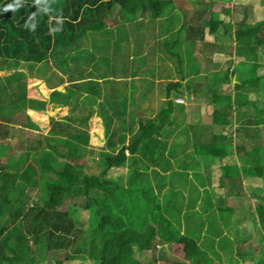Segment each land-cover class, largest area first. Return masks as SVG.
Listing matches in <instances>:
<instances>
[{
  "label": "trees",
  "instance_id": "1",
  "mask_svg": "<svg viewBox=\"0 0 264 264\" xmlns=\"http://www.w3.org/2000/svg\"><path fill=\"white\" fill-rule=\"evenodd\" d=\"M8 4L18 9L3 11ZM206 4L0 0V264H264L263 233L255 254L222 218L238 207L243 221L264 231V19L248 23L244 7L240 25L237 14L232 20L228 10L221 15ZM172 19L182 21L172 26ZM162 50L177 61V77L140 78L154 75ZM212 53L239 63L204 73L199 63L211 62ZM26 78L52 89L47 100L28 96ZM202 95L214 108L208 125L180 124L186 114L175 99L201 105ZM155 97L151 116L142 100ZM46 103L67 113L49 118L44 146L37 139L16 153L17 144L3 139L35 127L26 109L44 111ZM93 117L105 146L96 172L87 133ZM177 132L183 141L169 142ZM250 180L260 181L247 187L255 202L236 204ZM157 238L170 255L132 259L154 249Z\"/></svg>",
  "mask_w": 264,
  "mask_h": 264
},
{
  "label": "rangeland",
  "instance_id": "2",
  "mask_svg": "<svg viewBox=\"0 0 264 264\" xmlns=\"http://www.w3.org/2000/svg\"><path fill=\"white\" fill-rule=\"evenodd\" d=\"M207 0V4L205 6V8L207 7L210 11H216L219 12L221 15L223 14V11L228 10L231 13L232 16V20H234V15L237 14V17L239 18L238 20V24H240V22L243 20V12H245V10H243L244 7L249 8L250 10H248V18L246 17L245 21H247L248 23H254L255 21H259V20H263L264 19V3L262 2V0ZM251 4V5H250ZM182 8H185L183 11L186 15V17H189L192 14L191 9L187 8L188 4L187 2H183L181 4ZM197 8H202L204 6H201L200 4L196 5ZM242 11V12H240ZM174 13H176V17L179 16V18H181V13L178 12V9H174L173 11ZM178 18V17H177ZM146 20V19H145ZM147 21V20H146ZM178 21V22H177ZM182 21V19H181ZM181 21H179V19H172L171 21V25L175 26V24L177 23H181ZM244 22V20H243ZM147 24V22H146ZM242 25V24H240ZM153 26V25H152ZM151 28H154L152 27ZM166 27V23H160L157 27L154 28V31H158V30H163ZM219 31L221 32V29H219ZM149 42L145 43L146 44H152L153 40L148 39ZM221 41L224 42H228L229 40H227L226 37H222ZM131 42V40L128 42V44ZM131 47V44H129V48ZM231 47L233 48V43H231ZM229 50V52L232 51ZM264 48L262 46L261 50ZM151 51L146 50L144 48L143 54H149ZM232 53V52H231ZM205 54V53H204ZM201 52L197 53L196 56H198L199 58H201L202 55ZM166 53L163 52V50L160 53H157L156 57L154 58V63L156 64L157 70L155 71L154 75H144L141 76L140 78H145L146 80H152L153 82H158V78L157 76H155V74L157 73V75L162 76L164 73L168 74L170 77H177V75H175V73L173 72L174 68L177 65V61L174 58H168V60H165L166 58ZM206 55V54H205ZM131 56V55H129ZM212 60L211 62H207L204 63V61L200 62V67L202 69V71L204 73H209L210 71H214V70H223L226 68V66L228 65V63H230V66L235 65L237 62L239 63V59L240 58H236L233 56V54H230L229 56H223V55H218V54H210ZM205 58V57H204ZM131 58H129L128 60H130ZM110 60H112V57L110 58ZM217 63L218 66H214V64ZM143 65H141V68H139L140 70L143 69L144 67H142ZM165 71V72H164ZM174 73V74H173ZM138 74V73H136ZM135 74V78H137V80H139L138 76H136ZM133 76V75H132ZM165 77V74H164ZM64 78V77H63ZM64 80V79H63ZM136 81V80H135ZM26 82V86H27V94L30 97H34V98H38L40 100H47V96L49 94V92L52 90L51 88H49V86L41 81L38 80L36 78H26L25 80ZM68 81H63L62 83H59L56 88L57 89H63L65 85H67ZM145 83V82H144ZM138 85H139V81H138ZM155 85V84H154ZM141 86V85H140ZM204 85L201 86V88H203ZM154 87V86H152ZM153 91H155L154 89H152ZM136 95V94H135ZM203 96V95H202ZM177 98H182L181 103L178 104H182L184 105V112L186 114V117L184 118V120L180 121V124H188V123H192L195 124V122H199V124H206L207 122L210 121V114L212 115V111H213V104H207V101L205 99V97L203 96V98H199L202 102L201 105H198L197 102L194 101L193 97H191L189 100H186V98L179 96ZM162 100V99H160ZM161 104V103H160ZM142 105L145 106V108H147V112L152 116L154 114L153 110H157L158 105H159V100L157 97L154 98V100L151 101H147V100H142ZM44 111H33V110H29L26 109V112L28 114H30L32 116V118L37 122L35 124V127H28V128H20L19 125H17L16 127H19L18 130H15V132H12L13 134H15V136L13 137H7L6 139H3V141L8 142L11 146L15 143L17 144V149H15V152L17 153L18 151L22 150L25 145H27L30 142H34L37 139H41L43 141V146L45 145V138L47 137V131L50 127V123H49V118L53 117L54 119H61L63 115H65L67 113V109H63L61 111H58L59 109H50L49 108V103H46V105L43 107ZM178 114V113H177ZM179 118L182 116L178 115ZM212 117V116H211ZM219 115H215L214 118L215 120L219 119L218 118ZM93 119V120H92ZM91 119V123L89 124L88 128H87V133L89 135V142H90V149L91 150H95L93 155V159L91 158L90 163H91V171L92 172H96L99 169V166H97L96 161L98 160V156H100V152H103L105 150V146H103L102 142L99 141L96 136L94 135L93 132H96L97 134L101 133L100 132V125L99 123L96 122L95 118L93 117ZM212 120V118H211ZM208 124H206L207 126ZM234 127L235 125L233 124L230 128H228L227 132H234ZM184 136L181 133L177 132L176 134H173L169 137L168 141L170 142L171 140H178V141H183ZM7 144V143H6ZM5 144V145H6ZM8 145V144H7ZM6 145V146H7ZM190 146L186 145V150L190 151ZM234 158L235 160L238 158L237 156H235L234 154ZM1 162L4 161V159L1 158L0 160ZM212 184L214 186H218L219 180V169L217 167V165H214L212 167ZM258 180H250L248 182L244 181V191L246 192V198L245 199H239L240 201H237L236 204H246V203H250L253 205V203L255 202V198L252 197L250 198L248 195V185L249 184H258V186L260 185V181L256 182ZM199 204V201H197L195 203V206L197 207ZM64 208V207H63ZM240 208L238 207H234L232 212H229L226 214V216H223L222 218H225L227 221V228L229 230H231L232 234L235 233L236 235H238V238L240 237L241 239L246 240V246L250 245V248L253 250V252L255 254H257L258 252V245L260 243V235L261 233H263L264 235V231L259 230V225L256 224L255 228L254 224L252 223L251 220H244L241 219V215H240ZM3 216V213H0V218ZM155 243V248L151 249V250H147L144 251L143 253H139L138 251L133 252L132 253V259L134 260H140L142 261V263L148 261L149 259H153L156 257V259L163 258L162 256H168L171 254L170 251V247L167 243L162 242L161 240H159L158 238L156 239V241H154ZM243 244L245 245V242H243ZM178 254V253H177ZM179 255V254H178ZM59 256V258H62L63 254L61 253ZM180 256V255H179ZM181 257V256H180ZM75 264H80V261ZM89 264V263H86ZM237 264H251L249 262H241L239 261V263Z\"/></svg>",
  "mask_w": 264,
  "mask_h": 264
},
{
  "label": "clouds",
  "instance_id": "3",
  "mask_svg": "<svg viewBox=\"0 0 264 264\" xmlns=\"http://www.w3.org/2000/svg\"><path fill=\"white\" fill-rule=\"evenodd\" d=\"M16 9H18L17 6L13 5V4H8L5 6V8L3 9V11L7 12L9 10L15 11Z\"/></svg>",
  "mask_w": 264,
  "mask_h": 264
},
{
  "label": "water",
  "instance_id": "4",
  "mask_svg": "<svg viewBox=\"0 0 264 264\" xmlns=\"http://www.w3.org/2000/svg\"><path fill=\"white\" fill-rule=\"evenodd\" d=\"M245 17H246V13H245V12H243V20L245 19ZM243 20L240 22V24H242V23H243ZM233 82H234V79H233Z\"/></svg>",
  "mask_w": 264,
  "mask_h": 264
},
{
  "label": "built area",
  "instance_id": "5",
  "mask_svg": "<svg viewBox=\"0 0 264 264\" xmlns=\"http://www.w3.org/2000/svg\"><path fill=\"white\" fill-rule=\"evenodd\" d=\"M175 101L178 102V103H181L182 99L181 98H176Z\"/></svg>",
  "mask_w": 264,
  "mask_h": 264
},
{
  "label": "crops",
  "instance_id": "6",
  "mask_svg": "<svg viewBox=\"0 0 264 264\" xmlns=\"http://www.w3.org/2000/svg\"><path fill=\"white\" fill-rule=\"evenodd\" d=\"M155 57H156V56H155ZM157 67H158V66L155 65V71L157 70ZM130 77H131V74L129 73L128 76H127V79L130 78ZM132 77H133V76H132Z\"/></svg>",
  "mask_w": 264,
  "mask_h": 264
}]
</instances>
